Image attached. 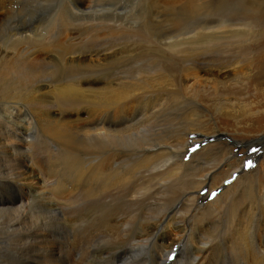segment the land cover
Wrapping results in <instances>:
<instances>
[{"label":"bare ground","instance_id":"obj_1","mask_svg":"<svg viewBox=\"0 0 264 264\" xmlns=\"http://www.w3.org/2000/svg\"><path fill=\"white\" fill-rule=\"evenodd\" d=\"M38 1L0 0V264H264V224L244 204L254 172L244 164L262 152L264 133L250 145H207L185 162L189 148L208 139L204 127L218 129L200 104V91L188 97V87L173 79L171 57L185 52L182 44L146 46L145 67L136 65L134 47L108 51L105 44L94 53L96 59L104 54L101 63L66 68L78 75L75 84L61 77L68 49L57 44L58 31L67 30L63 23L54 19L43 29L38 17L30 26L26 14L13 18L14 6L22 10ZM87 8L72 4L71 10ZM125 34L108 35L123 42ZM221 62L218 67L227 66ZM208 99L237 124L253 115L230 98ZM166 104L185 108L162 118ZM232 145L250 150L248 156L237 158ZM229 172L228 179L242 175L220 187L221 197L233 192L236 208L219 222L202 203L215 176Z\"/></svg>","mask_w":264,"mask_h":264},{"label":"rangeland","instance_id":"obj_2","mask_svg":"<svg viewBox=\"0 0 264 264\" xmlns=\"http://www.w3.org/2000/svg\"><path fill=\"white\" fill-rule=\"evenodd\" d=\"M38 2H30L29 5L23 6L22 10H16L14 6V10H11L13 18L19 20L18 16L26 14L30 17V22H28L30 26L32 17H38L44 22L43 29H46L50 23L56 24L54 19L63 23L67 30L61 33L58 31L57 44L61 50L65 47L68 49L61 64V77L70 79L75 84H80L78 75L70 74L66 68L84 69L89 62L101 63L104 54L101 53L99 56L103 55L96 59L94 53L101 50L105 44H110L108 46L110 49L107 47L108 51L118 50L121 47L128 50L134 47L140 58H137L139 63L136 64H139V67L147 65V59H143L145 56L141 51L148 45L158 48L159 46L165 48L167 44L175 45V48L183 46L184 53L179 56L173 53L171 57L177 66L175 71H171L173 79H178L182 85L188 87L186 90L188 97L200 91L199 93L203 95L200 97V104L209 110L208 117H212L214 126L218 129L217 132H213V123L207 124L206 128L204 127V135H208L210 140L208 137L199 145L195 144L194 147H190L188 153L185 154V162L194 152H199L207 145L223 142L229 144L233 140L241 143L246 141V144L250 145L262 137L260 134L264 133V0H39ZM72 4H80L88 8L77 13L71 10ZM230 25H236L235 29H239L234 33L235 35L227 34ZM109 28L114 31L109 32ZM43 29H40L38 34L43 35L42 42H47L49 38L45 36L46 31ZM212 30L216 32V35ZM215 30L225 31V33L220 34V31ZM205 32L214 38L206 37ZM109 33H119V37L123 33L125 34L124 40H126L122 42L118 37L110 39ZM128 33L133 37H128ZM70 37L73 39H69ZM30 46L32 49L35 48V42H30ZM239 46H244L246 53H240V55L231 51ZM224 48L227 52L223 50ZM36 52L35 56H42L40 50V53ZM203 53L206 57L210 56L206 63L201 61L202 57H205L201 56ZM182 55L184 59H181ZM221 61L225 62L222 65L227 66L218 67L217 64L222 63ZM222 84H225V87ZM87 86V82L81 84L82 88ZM193 86L197 89L195 90ZM212 96H218L223 100L230 98L232 101L239 102L238 104L250 110L253 115L239 118L240 123L237 124L226 117L223 110L216 111L210 107L208 98ZM184 108L181 104H166L161 116L164 118L166 113L175 115ZM22 117L20 112L21 124L28 127L30 119L27 117L22 119ZM95 118L98 120L99 116ZM218 134L222 137L217 138ZM194 136H189V138L196 139L197 137ZM183 139H186V136L177 139L179 145ZM78 144L83 143L78 142ZM256 144V148H259V144ZM233 148V153L238 154L239 159L247 157L250 151L244 150V146H233ZM116 152L117 150H113V153ZM262 152L257 158L248 159L244 164H250L251 170H254L253 183L247 192L244 204L254 208V212L258 214L257 224L261 220V226L264 224V154ZM244 168L247 167L244 166ZM230 174L231 172L216 175L212 186L205 189L209 194L203 198L202 204L208 206L219 222L231 219L230 216L236 208V205H230L229 200L233 198V192L228 194V197H221L220 187L223 184L232 185L236 177L242 175L237 173V176L232 175L228 179ZM172 238H174L173 235L169 239Z\"/></svg>","mask_w":264,"mask_h":264},{"label":"snow or ice","instance_id":"obj_3","mask_svg":"<svg viewBox=\"0 0 264 264\" xmlns=\"http://www.w3.org/2000/svg\"><path fill=\"white\" fill-rule=\"evenodd\" d=\"M254 151H255V149H254ZM249 166H250V164H249Z\"/></svg>","mask_w":264,"mask_h":264}]
</instances>
